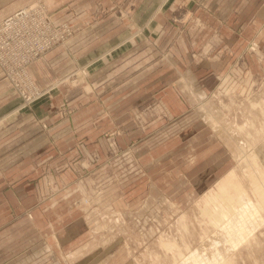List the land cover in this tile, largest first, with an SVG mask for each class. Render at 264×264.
Segmentation results:
<instances>
[{
	"label": "rangeland",
	"instance_id": "374dc122",
	"mask_svg": "<svg viewBox=\"0 0 264 264\" xmlns=\"http://www.w3.org/2000/svg\"><path fill=\"white\" fill-rule=\"evenodd\" d=\"M20 1L0 20L37 5L66 34L30 78L17 73L27 100L0 67L14 100L0 112V158L23 145L36 159L0 165L30 183L0 192V264H264L261 14L239 25L198 0L140 14L128 0H79L78 18L72 0ZM107 17L123 28L118 45L104 33L84 58L72 46ZM40 35L19 37L8 57L26 59ZM57 49L70 59L54 75L45 59ZM35 133L44 145L31 149Z\"/></svg>",
	"mask_w": 264,
	"mask_h": 264
},
{
	"label": "crops",
	"instance_id": "0c3cea01",
	"mask_svg": "<svg viewBox=\"0 0 264 264\" xmlns=\"http://www.w3.org/2000/svg\"><path fill=\"white\" fill-rule=\"evenodd\" d=\"M169 1L168 3L165 4L164 7L162 6V4L165 2L164 0H151L150 2L146 0L144 4H141L142 0H128L127 3H133L135 14H140L142 12H145L146 7L149 5L151 6L152 10L151 8L148 7L149 8L148 11L152 12L154 10L155 11L162 10L166 6H168L169 10H176L175 8H177L176 7L177 5H181L185 3L190 4L189 3L190 0H169ZM78 2L79 0H72L70 1V4L74 6V10L77 11L76 14H78L79 16L78 18H81L82 16L86 15V12H83L84 2L81 3L79 8L77 6ZM20 4H21L20 0H0V18L9 14V12H11V10L15 8V6ZM197 4L207 10L209 9L213 11L218 17L221 18L222 21L224 20L228 21L227 18L233 17L232 21H235L238 24L242 23V25H246L249 19L254 15L257 16V14H261L262 16L261 18L264 19V0H198ZM59 6L60 5L55 6V8H51V9L49 8L53 12L54 19L56 20H61L60 19L61 17L59 16L61 12L60 10L59 11L56 10L58 9ZM113 21L114 19L107 17L101 20L100 25H96L91 29H88V27H86V30H84L85 35L78 37V41L75 42L72 48L84 49L85 50L83 52V55L85 56L84 58L90 57L94 55L93 54L94 50L91 49H93V47H97L98 46L97 43L100 41L96 37L102 36L104 33H105V38L102 41L103 42L102 44L107 43L108 45H110V47L117 46L119 42H117L116 44L113 42L114 36H117V34H115L116 32L123 31V28L118 27V24L117 25L114 24ZM112 24H114V26H112ZM57 51L58 52L54 51L48 54L47 56L49 59L48 60L45 59L46 63H48L50 66L47 68L50 69L54 75L60 74L61 73L60 71H62L63 67L66 66V63L68 62L67 60L70 59L69 58L66 60L65 56H68L67 54H65L66 52H63L61 49H57ZM113 56H110L111 60L106 62L108 65L109 63L114 62L115 57ZM12 98H13V94L10 93L9 88L6 86V84L2 80H0V104L2 106L0 107L1 108L0 112L5 108L10 107L9 105L13 104L14 100H11ZM40 144H43V141L40 140L39 134L35 133V136H33L29 145L31 146V149H35L37 147H40ZM15 149L17 151V155L13 162L10 161V164L14 163V164L23 165L27 161L29 162L33 161V163L35 162L36 159L32 156L21 157L20 154L24 153L22 152V150H24L23 145H17ZM16 151L13 152V154L11 155L12 157ZM36 152H37L36 150L32 151V153H36ZM10 164L8 159L0 158L1 166L10 165ZM29 185L30 183H28V180L25 178H23L22 181L19 180V182H14L12 184L7 174L2 173L0 176V192L3 195V197L11 198V196H13L15 192H17L16 191L17 189H23Z\"/></svg>",
	"mask_w": 264,
	"mask_h": 264
},
{
	"label": "built area",
	"instance_id": "2783aa9c",
	"mask_svg": "<svg viewBox=\"0 0 264 264\" xmlns=\"http://www.w3.org/2000/svg\"><path fill=\"white\" fill-rule=\"evenodd\" d=\"M43 8V7H42ZM27 9V11H26ZM29 19L32 21V27L30 30L24 29L21 26H17V21L19 19ZM2 25H5L9 29H11L10 36L6 35L4 32L0 30V67H1V73L6 75L10 82L14 83V88L20 90L22 94L25 95L26 100L29 98L27 95V92L24 88H22L21 82L17 79L16 75L18 72H24L28 75V72L26 71L27 66L35 59L39 57V54L45 50L50 49L51 45L58 44L61 42V37L63 34H66L64 29H54L53 26H51L50 18L47 15L46 10L40 12L37 9V5L25 7L22 12H16L12 15H9V17L1 19L0 20V28ZM60 31L62 33H58V35L52 34L53 32ZM40 33L41 35L38 38V41H46V44H39L37 47H30L29 55L26 56V59H22L19 57V54L16 53L12 58L8 57L10 46L14 44H18L17 39L19 37H23L26 34H29L30 37L35 33ZM67 34H71L67 33ZM14 69V71L11 72V74L7 71V69ZM30 78V77H29ZM8 80V81H9ZM33 86L36 87V85L33 82ZM38 88V87H36Z\"/></svg>",
	"mask_w": 264,
	"mask_h": 264
}]
</instances>
